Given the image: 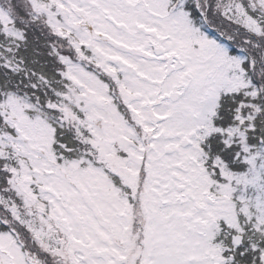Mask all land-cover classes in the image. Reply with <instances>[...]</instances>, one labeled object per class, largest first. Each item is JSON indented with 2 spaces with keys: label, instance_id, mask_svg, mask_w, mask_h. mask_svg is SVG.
I'll list each match as a JSON object with an SVG mask.
<instances>
[{
  "label": "snow or ice",
  "instance_id": "obj_1",
  "mask_svg": "<svg viewBox=\"0 0 264 264\" xmlns=\"http://www.w3.org/2000/svg\"><path fill=\"white\" fill-rule=\"evenodd\" d=\"M0 264H264V0H0Z\"/></svg>",
  "mask_w": 264,
  "mask_h": 264
}]
</instances>
